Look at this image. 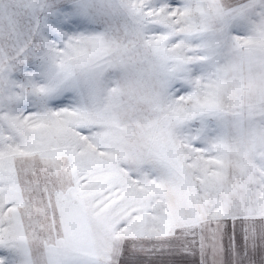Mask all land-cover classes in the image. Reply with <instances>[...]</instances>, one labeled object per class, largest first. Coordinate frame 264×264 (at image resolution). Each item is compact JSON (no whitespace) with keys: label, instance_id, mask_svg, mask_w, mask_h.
<instances>
[{"label":"snow or ice","instance_id":"obj_1","mask_svg":"<svg viewBox=\"0 0 264 264\" xmlns=\"http://www.w3.org/2000/svg\"><path fill=\"white\" fill-rule=\"evenodd\" d=\"M0 264H264V0H0Z\"/></svg>","mask_w":264,"mask_h":264}]
</instances>
